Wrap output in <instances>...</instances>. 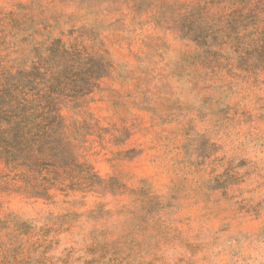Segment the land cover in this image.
Returning a JSON list of instances; mask_svg holds the SVG:
<instances>
[{"label":"rangeland","instance_id":"obj_1","mask_svg":"<svg viewBox=\"0 0 264 264\" xmlns=\"http://www.w3.org/2000/svg\"><path fill=\"white\" fill-rule=\"evenodd\" d=\"M8 90L65 128L0 158V264H264V0H0Z\"/></svg>","mask_w":264,"mask_h":264},{"label":"trees","instance_id":"obj_2","mask_svg":"<svg viewBox=\"0 0 264 264\" xmlns=\"http://www.w3.org/2000/svg\"><path fill=\"white\" fill-rule=\"evenodd\" d=\"M10 90L8 96L0 95V158L12 168L31 166L40 157L49 155V147L50 151L60 147L65 118L62 109L57 106L59 98L55 99L51 108L39 112L32 103L18 102ZM47 122H51L49 134L43 130L41 133L45 137L37 136L40 126Z\"/></svg>","mask_w":264,"mask_h":264}]
</instances>
